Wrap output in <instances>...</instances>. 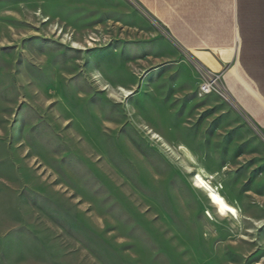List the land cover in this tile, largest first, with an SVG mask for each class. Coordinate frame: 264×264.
<instances>
[{"label":"rangeland","instance_id":"obj_1","mask_svg":"<svg viewBox=\"0 0 264 264\" xmlns=\"http://www.w3.org/2000/svg\"><path fill=\"white\" fill-rule=\"evenodd\" d=\"M200 65L137 0H0V264H264V140Z\"/></svg>","mask_w":264,"mask_h":264},{"label":"crops","instance_id":"obj_2","mask_svg":"<svg viewBox=\"0 0 264 264\" xmlns=\"http://www.w3.org/2000/svg\"><path fill=\"white\" fill-rule=\"evenodd\" d=\"M137 2L184 52L219 78L264 140V0Z\"/></svg>","mask_w":264,"mask_h":264},{"label":"bare ground","instance_id":"obj_3","mask_svg":"<svg viewBox=\"0 0 264 264\" xmlns=\"http://www.w3.org/2000/svg\"><path fill=\"white\" fill-rule=\"evenodd\" d=\"M200 69L202 71H204V73L208 74V76L210 75L212 78H217L218 80V85H220L219 83V78L214 75L211 72H205L204 67H202L200 65ZM226 97H228V95L225 94ZM184 149V148H183ZM187 162V161H186ZM200 163V162H199ZM199 163L193 161L192 163H188L187 164L194 168L195 173H194V181L196 183V185L201 188L203 191L206 192V194L209 195V197L211 198V200L213 201V203L216 204L218 211L222 214V215H232V216H236L239 213V206L230 201L225 194L218 189L214 183L211 181V175L208 171H206Z\"/></svg>","mask_w":264,"mask_h":264},{"label":"built area","instance_id":"obj_4","mask_svg":"<svg viewBox=\"0 0 264 264\" xmlns=\"http://www.w3.org/2000/svg\"><path fill=\"white\" fill-rule=\"evenodd\" d=\"M205 72L207 71L209 73L208 70L204 69ZM218 80L217 78H212L210 75L206 76V78L204 79V82L201 86V94H209L211 92H213L214 90L219 89V85H218Z\"/></svg>","mask_w":264,"mask_h":264}]
</instances>
